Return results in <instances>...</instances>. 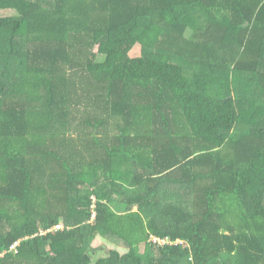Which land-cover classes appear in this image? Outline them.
<instances>
[{"label": "trees", "instance_id": "1", "mask_svg": "<svg viewBox=\"0 0 264 264\" xmlns=\"http://www.w3.org/2000/svg\"><path fill=\"white\" fill-rule=\"evenodd\" d=\"M5 10L0 264H264V0Z\"/></svg>", "mask_w": 264, "mask_h": 264}, {"label": "rangeland", "instance_id": "2", "mask_svg": "<svg viewBox=\"0 0 264 264\" xmlns=\"http://www.w3.org/2000/svg\"><path fill=\"white\" fill-rule=\"evenodd\" d=\"M11 15H14L13 11H10V10L0 11L1 17L11 16ZM140 54H141L140 47H136V49L132 53V56H138ZM21 69L22 67L18 65V63H15V57L5 56L0 59V73L2 70L9 71L13 75L12 76L13 81L19 77L18 72L21 73ZM236 80H238L239 82H242L243 78L237 77Z\"/></svg>", "mask_w": 264, "mask_h": 264}, {"label": "built area", "instance_id": "3", "mask_svg": "<svg viewBox=\"0 0 264 264\" xmlns=\"http://www.w3.org/2000/svg\"><path fill=\"white\" fill-rule=\"evenodd\" d=\"M62 227L61 226H56V229H61Z\"/></svg>", "mask_w": 264, "mask_h": 264}]
</instances>
